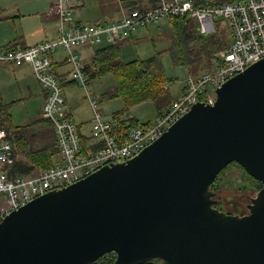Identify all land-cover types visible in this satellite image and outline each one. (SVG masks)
Instances as JSON below:
<instances>
[{
	"label": "water",
	"instance_id": "water-1",
	"mask_svg": "<svg viewBox=\"0 0 264 264\" xmlns=\"http://www.w3.org/2000/svg\"><path fill=\"white\" fill-rule=\"evenodd\" d=\"M236 162L262 187L242 215L210 185ZM264 264V57L132 157L49 190L0 222V264Z\"/></svg>",
	"mask_w": 264,
	"mask_h": 264
},
{
	"label": "built area",
	"instance_id": "built-area-1",
	"mask_svg": "<svg viewBox=\"0 0 264 264\" xmlns=\"http://www.w3.org/2000/svg\"><path fill=\"white\" fill-rule=\"evenodd\" d=\"M73 8L72 0H55L48 6V13L57 19L55 38L26 47H0V62L29 65L46 91L41 116L52 123L60 155L58 162L35 174L9 175L4 166L10 160L12 142L8 131L0 126V222L13 210L49 190L75 182L104 165L132 157L159 138L193 104L199 101L213 104L217 87L264 57V0H233L204 7H196L191 0H159L150 9H135L118 18L103 16L86 23L72 22ZM184 15L195 18L204 34L214 32L217 20L226 21L232 38L229 45L216 53L212 68L189 74L181 94L147 125L113 133L112 121L102 118L97 110L98 101L89 92V76L76 47L113 44L132 37L140 27ZM57 48L65 52L71 78L84 90L94 110L91 136L100 145L95 150L83 152L76 125L65 113L63 83L53 71V53Z\"/></svg>",
	"mask_w": 264,
	"mask_h": 264
},
{
	"label": "trees",
	"instance_id": "trees-1",
	"mask_svg": "<svg viewBox=\"0 0 264 264\" xmlns=\"http://www.w3.org/2000/svg\"><path fill=\"white\" fill-rule=\"evenodd\" d=\"M127 1L132 3L136 2V0ZM191 1L196 7H204L206 5H214L217 3L232 2L233 0H220L217 2L212 0ZM134 9H139V6L131 7V10L127 14H129ZM5 17L6 14L4 13L3 8L0 7V19H4ZM167 20L170 25V45L164 50L155 49L154 55L148 58L136 57L134 59L125 61L123 59L122 53L124 39L118 40L113 44L98 46L95 48L90 63V69L92 71L90 77L99 78L111 74L115 80L114 87L101 93L100 101L120 98L124 104L123 109L113 114L114 119L119 121V129L112 130L113 133L118 134L124 132L130 127L145 126L151 121L149 120L140 122L132 116L122 118V116L130 107L151 99L155 103L156 107L159 108L158 103L168 99L167 85L173 81V78L166 74L162 65L161 56L164 52L169 54L171 63L174 66L185 67L188 70V74L195 75L198 72V69L201 67H205L207 70L212 68L216 53L222 49H225L231 41V35L230 38H226L221 32L220 24L222 21L220 20L216 21V30L208 34H204L199 31L197 21L190 15L172 16ZM11 43H14V40L10 42L9 45ZM61 82L63 83V80H61ZM13 103L14 101L9 103L0 101V126L4 127L8 131V136L12 142V154L10 160L5 163L4 169L9 175L22 174L27 170L15 160V156H17V154L24 155L27 160L39 170L50 168L54 164L53 158L59 153V147L54 129H48L43 132L40 138H42L44 144L39 147H34V140L37 133V130H34V127L44 123L46 125L52 126V123L48 119L41 117L40 119H36L29 124L14 126L11 123L9 114V108ZM161 113L162 112L158 111V115ZM22 141L25 143L23 144ZM80 141L84 148V153L89 149L95 150L100 146L99 143L87 145L85 138H82L81 136ZM34 152L36 154L38 153L39 155L36 156ZM44 157L48 158L47 161ZM232 164H236L239 168L243 169L242 166L236 162H231L228 165ZM228 165L215 177L214 181L216 182L214 183L213 181L210 185V190L214 193L213 198L216 201L214 206L219 210L223 209L220 206L221 201L218 199L217 194H215L217 193L216 190L218 189L216 183L217 179L221 177V173L229 167ZM244 172L249 178V183H244L243 181L242 183L244 184H241L240 187L243 189L244 186V188H247L253 192L245 193V198L248 199V201L244 205L246 207V211L248 212V205L258 192V189L262 187V182L254 179L246 171ZM225 185L228 187L227 184ZM224 212L230 214H240V212L225 210ZM92 264H115V254H105ZM142 264H161V262L157 259H153Z\"/></svg>",
	"mask_w": 264,
	"mask_h": 264
},
{
	"label": "crops",
	"instance_id": "crops-1",
	"mask_svg": "<svg viewBox=\"0 0 264 264\" xmlns=\"http://www.w3.org/2000/svg\"><path fill=\"white\" fill-rule=\"evenodd\" d=\"M54 1L55 0H51L50 4L54 3ZM212 1L217 2L220 0H212ZM158 2L159 0H136L135 3L128 2L127 0H96L97 6L101 9V14H103L102 16H108L110 18H118L123 16L124 14H127L131 10V7L133 6H139V9L141 8L140 10L142 9L146 10L152 8L154 4L157 5ZM85 3H86L85 0H72V5L74 7L73 14L71 15L72 22L86 23L83 21L95 20L91 18H96V20L100 19L99 16L91 17L88 14V12L83 10V6L85 5ZM8 13L6 14V17L4 19H0V47H4V46L8 48L26 47L37 44L41 41L55 38L57 33L56 30L57 19L55 18L54 15L49 14L48 11L46 12L37 11L36 13L28 14V18H26V15L21 13L19 10L14 11V14L12 15ZM10 21L14 22V30H9L4 26ZM149 28L150 27L145 28L147 35H151V31ZM130 39H134L133 36L128 39H124L123 41L127 42ZM13 40L14 43H11L9 45V43L12 42ZM99 46H103V45H99ZM97 47L98 46L92 44H85L76 47V51L80 55L85 65L86 71L88 73L89 82L92 79H94L90 77L92 73L90 69V63L95 48ZM122 53H123V59L125 58L124 59L125 61L136 58V57H132V52L130 51L129 48H124L122 50ZM125 56H127V58ZM53 59H54L53 71L61 80H63V92L66 98L65 113L68 115L70 119L74 121L79 136L85 138L86 144L90 145L96 141L91 136V132L94 128V123H93L94 110L91 107L89 100L87 99L90 109L89 111H87L86 115H82L81 111L83 107L86 105V103L82 100V98L83 97L87 98V97L85 95L84 90L71 78L70 75L71 66L66 60L65 52L61 48H57L53 53ZM188 75L189 74H187V76ZM184 81L185 79L181 82V85L177 86L174 89L173 94L170 92L171 89L169 84L171 82L167 85L168 101H165L164 107H166L172 100L176 99L179 96V94H181L184 86ZM45 98H46V91L41 87L39 82L36 80L32 72V69L29 65L22 64L15 66L9 63L0 62V101L7 103L14 101V103L12 104L14 105V109L18 105H22L23 107L21 111L22 119H20L22 121L17 123L14 118V124H13L14 126L26 125L36 119H40L42 117L41 109ZM146 101H143L141 103H144ZM30 103L34 104L33 110L29 109L28 104L30 105ZM98 104H99V100H98ZM98 104H97V110L99 111ZM9 114L11 119L12 114L10 112ZM155 116L145 121L152 120L155 118ZM126 117L128 116H124V115L122 116V118H126ZM108 121H112V130L119 129L118 128L119 121H116L113 115ZM145 121H140V122H145ZM48 129L52 130L53 128L52 126L46 125L45 123L39 124L34 127V130H37L36 138L34 140V147H39L44 144V141L42 140V138H40V136L43 132H45ZM15 160L19 162L21 166L27 169L24 173H22L23 175L35 174L39 170L36 166L30 163L27 160V158L22 154H17V156H15ZM59 160H60V155L58 153V155H56L53 158V161L55 163L58 162Z\"/></svg>",
	"mask_w": 264,
	"mask_h": 264
},
{
	"label": "rangeland",
	"instance_id": "rangeland-1",
	"mask_svg": "<svg viewBox=\"0 0 264 264\" xmlns=\"http://www.w3.org/2000/svg\"><path fill=\"white\" fill-rule=\"evenodd\" d=\"M51 0H0V6L3 8L4 13L14 14V11L19 10L21 13L26 15L36 13L37 11H47L48 6ZM86 3L83 6V10L88 12L91 17L99 16L100 19L103 17L101 14V9L97 6L96 0H85ZM98 18V17H97ZM95 19L96 18H91ZM28 20V19H26ZM95 20H88L83 22H93ZM9 30H14V22L10 21L4 25ZM151 35H147L145 28H138L133 34L134 39H130L127 42H124L122 50L124 48H129L132 52V57L138 58H148L154 55L155 49L164 50L170 45V25L168 20H162L158 25L149 26ZM148 28V27H147ZM221 32L226 38H230V31L227 27V22L222 20L220 24ZM216 30V29H215ZM214 30V31H215ZM143 34V35H140ZM140 37V38H138ZM137 38V39H136ZM232 39V38H231ZM154 43V44H153ZM127 58V56H125ZM125 59V58H124ZM161 62L165 69V72L168 76L173 78V81L169 84L170 92L173 94L174 89L181 85V82L187 78L188 70L185 67L174 66L171 63L170 56L167 52H164L161 56ZM207 70L205 67L198 69V72ZM197 72V73H198ZM115 85V80L111 74L94 78L89 82V92L91 95L98 101L99 100V111L102 114V118L105 120H110L114 112L119 111L124 108L123 101L120 98H114L111 100L100 101V95L102 92L111 89ZM98 98V99H97ZM82 100L86 103L83 107L81 113L86 115L89 111V105L87 98L83 97ZM168 100V99H167ZM160 101L158 107L150 99L144 103L130 107L124 114V116H132L139 119L140 121H145L153 118L155 115H158L159 112H163L165 101ZM29 109L33 110L34 104H28ZM13 107V108H12ZM9 108L11 115L12 124L15 121L18 123L22 120L21 111L22 105H18L14 109V105ZM163 110V111H162ZM155 116V117H156ZM245 171V170H244ZM243 169L239 168L236 164L230 165L224 172L221 173V177L217 179L216 185L218 189L216 190L218 199L221 201L222 211H232L240 212V215L247 213L245 203L248 199L245 198V193L251 192L249 189L240 187L241 184L249 183V178L245 174ZM223 174V175H222ZM215 180V179H214ZM240 181V182H239ZM244 181V183H242ZM216 181H214L215 183ZM228 187H226V185ZM253 193V192H251ZM239 214V213H238Z\"/></svg>",
	"mask_w": 264,
	"mask_h": 264
},
{
	"label": "bare ground",
	"instance_id": "bare-ground-1",
	"mask_svg": "<svg viewBox=\"0 0 264 264\" xmlns=\"http://www.w3.org/2000/svg\"><path fill=\"white\" fill-rule=\"evenodd\" d=\"M21 137H23V136H21ZM23 142V141H22ZM25 142H23V144H24ZM19 149H20V147H19ZM48 149V148H47ZM39 151V150H38ZM43 151V150H42ZM42 151H40V152H42ZM46 151V150H45ZM32 152V151H31ZM47 152V151H46ZM35 153V152H34ZM36 154V153H35ZM42 154V153H41ZM46 154H48V153H46ZM32 155V154H31ZM37 155H39L38 153L36 154V156ZM49 155V154H48ZM51 155V154H50ZM58 155V154H57ZM29 156V155H28ZM32 157V156H31ZM47 157V156H46ZM46 157H44V158H46ZM29 158V157H28ZM47 159L48 158H46V161H47ZM34 160V159H33ZM40 160H41V158H40ZM42 161V160H41ZM44 162V161H43ZM42 162V163H43ZM47 163H49V162H47ZM37 164H39V163H37ZM43 165H46V164H43ZM12 166V165H11ZM228 166H230V165H228ZM43 167H45V166H43ZM50 167V166H49ZM226 168V167H225ZM17 170V169H16ZM226 170V169H225ZM6 171V170H5ZM223 175V174H222ZM258 184H259V182H258ZM261 184V183H260ZM259 190V189H258Z\"/></svg>",
	"mask_w": 264,
	"mask_h": 264
},
{
	"label": "flooded vegetation",
	"instance_id": "flooded-vegetation-1",
	"mask_svg": "<svg viewBox=\"0 0 264 264\" xmlns=\"http://www.w3.org/2000/svg\"><path fill=\"white\" fill-rule=\"evenodd\" d=\"M240 215V214H239Z\"/></svg>",
	"mask_w": 264,
	"mask_h": 264
}]
</instances>
